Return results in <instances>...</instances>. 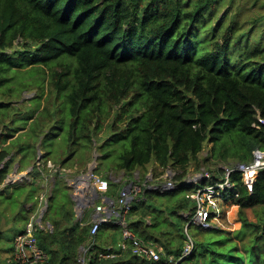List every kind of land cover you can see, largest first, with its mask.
I'll list each match as a JSON object with an SVG mask.
<instances>
[{"label": "trees", "instance_id": "16d2710c", "mask_svg": "<svg viewBox=\"0 0 264 264\" xmlns=\"http://www.w3.org/2000/svg\"><path fill=\"white\" fill-rule=\"evenodd\" d=\"M215 2L0 0V74L6 67L42 66L52 94L67 91L70 145L81 141L89 150L97 148L99 162L112 154L107 145L121 140L112 165L129 176L152 160L176 170L173 190L143 188L129 212L138 217H128L130 230L157 241L163 257L181 254L184 224L194 211L185 191L221 179L219 165L230 158L248 162L252 150L264 149V123L259 121L264 120V47L240 51L239 35L231 40L232 23L219 37V24H211L212 45L197 54L201 51L194 38L214 15L210 9ZM233 49L240 51L234 67L229 55ZM7 80L0 75V85ZM8 104L0 101V107ZM5 115L0 113V122ZM51 120L46 121L47 130L40 129L44 137L54 134L53 124L47 125ZM104 129L110 131L105 138L98 135ZM8 136L10 128L0 137ZM206 143L211 146L200 157ZM7 154V149L0 150V162ZM191 161L195 170L204 165L212 178L185 183ZM7 172L5 165L0 184ZM230 179L235 187L224 198L238 205L240 229L226 230L215 222L207 228L189 226L194 248L177 264H264V168L251 186L242 182L239 172ZM178 191L184 194L178 197ZM256 205L262 206L260 213L249 219L245 210ZM159 214L175 227L165 229V222L159 226ZM66 215L71 221L73 212ZM66 215L52 218L50 231L38 232L40 246L50 254L49 264H77L79 246L89 241L90 225L67 221ZM118 227L111 226L116 232ZM106 243L103 237L95 251ZM89 264L156 263L118 248L114 257L95 256Z\"/></svg>", "mask_w": 264, "mask_h": 264}, {"label": "rangeland", "instance_id": "374dc122", "mask_svg": "<svg viewBox=\"0 0 264 264\" xmlns=\"http://www.w3.org/2000/svg\"><path fill=\"white\" fill-rule=\"evenodd\" d=\"M211 10L214 12L211 20L209 22L206 21L207 24H204L202 30L194 38L197 51H201L197 52L198 55H201L212 45L214 32L212 33L210 30L209 26L211 24H219V29L217 30V36L219 37L227 29V26L232 23L235 30L231 33V40H236L235 38L239 35V43L236 49L240 48V51L254 46L264 47V0H216L215 8ZM236 49L229 52L233 67L238 63V54H240V51ZM45 70L47 71V69ZM0 75L9 77V80L0 85V93L3 92L5 96L2 103H9L8 105L0 107V113L4 115L8 114L6 120L11 126V133H17L18 135L15 139H12V146H15L18 142L20 144L22 143L20 145L22 155L27 158L31 156L34 161L36 160L35 156L37 154V148L39 147L46 154L42 162L46 160L48 157L47 153L50 152L51 158H60L64 162L63 164L71 165L74 162L72 160L85 164L89 147L81 141H76V143L70 145L68 134H66L69 119L67 91H61L59 95L52 94L51 86L48 83L49 78L42 66L37 69L31 68V66L21 67L20 69L6 67ZM51 98L52 100H49ZM50 119L52 120L47 122V125L49 126L50 123L53 124L54 134L50 137H43L44 132L42 133L40 129L45 128L47 130L46 121ZM105 121L107 122L108 120ZM61 122L62 126L59 127ZM22 126H27L26 130L18 131ZM108 133H110L109 129H104L98 135L105 138ZM120 143L121 140H116L107 145V148L112 150V154L106 157V159L99 161V164L102 162L104 165L102 167L104 170L109 167V164H113L118 159L117 152L115 151L117 148L115 146H118ZM210 146V143H206L199 156L203 157L205 150L209 149ZM69 147H71L70 153H72V160L64 161ZM66 150L68 151L66 152ZM95 152L98 155V150L93 148V150L89 151V154L93 156ZM237 161L232 160V162L227 163ZM104 170L100 168V170L96 169L95 172L103 173ZM193 172L197 171L193 169ZM36 190L30 185L12 183L7 186V193L0 191V264H3L5 258L10 257L12 254L13 238L22 230L28 219V211L24 203L30 204L36 201ZM60 191L62 196H56ZM227 191L226 195L228 194ZM52 193L51 198L48 200L49 211L44 212L43 216L45 222L48 218L53 220L52 218L57 215L63 216L72 212V202L64 195L63 189L61 190L57 186L53 189ZM183 194V191L176 193L178 197ZM217 207V212L220 213L221 205ZM255 209L256 211L254 209L245 210L249 219H255V213H260L259 206ZM68 216L66 215V217ZM156 217L161 220L158 224L159 226L165 225L166 223L167 229L175 227L174 224L168 223L165 219L160 218L161 214ZM223 217L220 218L222 219ZM225 218L217 221L218 224L231 230L239 227L240 222L237 221V217L233 219L231 216V221H229L225 213ZM67 221H70L69 217ZM179 225L180 221H177V226Z\"/></svg>", "mask_w": 264, "mask_h": 264}, {"label": "built area", "instance_id": "2783aa9c", "mask_svg": "<svg viewBox=\"0 0 264 264\" xmlns=\"http://www.w3.org/2000/svg\"><path fill=\"white\" fill-rule=\"evenodd\" d=\"M259 121L264 123L263 119H259ZM41 156L40 154L39 157ZM4 160L5 159L0 162V170L5 166ZM46 164L52 172L57 170L54 163L47 161ZM219 168L222 170L220 180L214 183L201 185L196 190L188 192L186 195V197L193 200L194 211L187 216V220L184 224L186 239L183 243L181 254L178 257L170 254L163 257V250L158 243L138 237L128 227V217L132 203L140 199L139 193L142 191L140 185L136 182H130L123 185L115 197L107 198L104 203L99 202L93 204L89 228L90 238L87 244L80 246L76 257V263L89 264L95 256L99 258H112L116 255V252L113 251V245H109L105 251H95V237L98 230L107 222L113 221L121 227V235L117 242V247L122 251L131 249L132 254L139 255L156 264H177L179 260L190 254L194 248V238L192 233H190L189 226L207 228L213 224V220L219 215L217 206L221 205L223 201L224 190L232 186L234 187V183L230 179L232 173L239 172L241 180L245 185L251 186L254 183L258 172L264 168V149L256 148L252 150V158L248 162L221 164ZM200 176L201 178H212L208 170H204ZM15 177L7 173L0 187L3 184H9ZM100 182L101 178L94 172H92L89 177L85 174L82 175V177L76 178L72 183L76 187L75 197L78 198V196H81V189L85 187V190L88 191L86 195L83 193L84 197H86L84 205L90 206V202H92L91 200L94 198L96 192L95 185ZM80 184L82 188L79 186ZM174 186V181L168 179L160 186V189L169 190L174 188ZM48 196L47 187H45L44 191L38 195L36 205L28 208V219L24 228L13 238L12 254L10 257L5 258L3 264L50 263V254L40 246L37 237L40 230L47 229V224L44 223L43 216L46 210Z\"/></svg>", "mask_w": 264, "mask_h": 264}, {"label": "crops", "instance_id": "0c3cea01", "mask_svg": "<svg viewBox=\"0 0 264 264\" xmlns=\"http://www.w3.org/2000/svg\"><path fill=\"white\" fill-rule=\"evenodd\" d=\"M1 101L3 102L4 99H1ZM8 117V114L3 116V119L0 122V136L1 133H5L7 131L8 128H10L11 131V126L9 125V122H7L6 118ZM3 123H5L4 125H2ZM27 126H22L18 129V131H24L26 130ZM43 133V132H42ZM17 133L12 134L11 136H8L5 140L2 139V137H0V150L2 148L7 149L8 154L6 155V157L4 158L5 160V165L8 167V174L13 175V177H15V179L13 181H10L9 184H3L0 187V191L7 193L6 189L7 186L12 184V183H18L19 185H30L32 188L37 189L35 191V198L36 201H33L30 204H26L24 203L25 208L27 209V211L29 212V207L30 206H34L37 203V197L38 195L44 191V188L47 187V191H48V198H47V204H46V210L45 212L49 211L48 208V203H49V198H51L52 196V191L55 187L59 186V188L64 191V195H66L68 197V199L72 202L71 206H72V212H73V218L71 220V222H78V224H89L90 225V220L92 217V211H93V204L94 203H99V202H106L107 198L110 197H115L119 191V189L130 182H136L138 185L141 186L142 190L143 188H147L149 190H157V191H170L173 190L176 186H174V188L169 189V190H161L160 186L166 182L168 179H172L173 174L175 173L174 169L171 167L170 164H168L166 167H163L162 165H160L156 160H152L150 161V163H148L146 165V167H141L138 166L136 167V169L134 170L133 174L131 176L127 175L126 172L124 170H118L116 169L112 164L109 165V167L107 169H103L101 167L102 170H104L103 173H105V175L107 176L106 178H102V174L100 173H96V167L98 166V160H97V153L95 152L94 155H96V163L93 167V172L98 175L101 178V182L98 183L97 185H95L96 188V192H95V196L94 198L91 200L92 202H90V206H85L84 203L86 201V197H84L83 193L86 195V192L88 190H85V187L82 188V185L80 184L79 186H81V196H78V198L75 197V186L72 184L73 180H76V178L82 177V175H85L88 170L90 165H92V161H93V157L92 154H89L88 150V155H87V160L85 164H81L76 160H72V156L70 153V148L69 147V151L66 150L67 156L65 158L64 161H74L71 165H66L63 164L64 162L61 161L60 158H51V154L49 152L48 157L46 158L45 161L42 162V159L44 158V156L46 155L45 152H43V150H41V148H37V154L35 156V161L34 159L31 158H27L24 155H22L21 153V149H20V142H18L17 144H15V146H12V139H15L17 137ZM44 137V136H43ZM37 144V143H36ZM97 149V148H96ZM93 150V148H92ZM209 149H206L204 152V156L207 154ZM42 155L41 157H39V155ZM99 154V152H98ZM203 156V157H204ZM236 161L235 159H229L227 162H232ZM50 161L51 163H54L55 166L57 167V170L52 172L48 167L46 162ZM101 164V163H100ZM102 165V164H101ZM194 161H191L189 163L188 169H187V173L186 176L184 177V182L188 183V182H197L201 179V173L206 170L205 166L202 165L200 166L199 170H196L197 172H193L194 168ZM213 166V165H212ZM213 168V167H212ZM222 175V173H220ZM221 177V176H220ZM220 180V179H219ZM69 181V182H68ZM175 185L178 184L177 181L173 180ZM94 186V185H93ZM233 187V186H232ZM226 188L224 190V193L226 194V190H228V194H230V190L234 189V187L232 188ZM188 192L191 191H185V195H187ZM223 192V191H222ZM223 193V201L221 203V210L219 215L213 220V222H216L215 224H218L217 221L222 220L223 218H225V213H226V217L229 221H231V216L233 219H235V217L238 218V205L233 204L232 202L225 200L224 196L225 194ZM58 195L56 196H62L61 195V191L59 193H57ZM63 195V196H64ZM93 197V196H92ZM160 201H157L156 204L159 206ZM146 203V202H145ZM227 206H229L227 208ZM160 207V206H159ZM258 205L254 206L253 208L249 207L246 209H254V211H256L255 208H257ZM81 208V209H80ZM161 208H164V206H161ZM259 208L261 209L262 206L259 205ZM48 209V210H47ZM224 216V217H223ZM131 219H135L137 216V214H130ZM220 217H223L222 219ZM236 218V220H237ZM237 221L240 222V220L238 219ZM149 222V221H148ZM44 223L47 224V230H51L52 229V223L50 221V218L47 219V221ZM116 224L113 221L107 222L105 225V227L107 229H105L103 231V233L99 234L98 238L96 239V244L98 243V241H100L103 237H106V244L104 246V249L102 251H105L107 249V247L109 245H113V251L116 252V249L118 250L119 247H117V242L120 238L121 235V227H118V231L116 232L114 229L111 228L112 225ZM118 225V224H117ZM219 225V224H218ZM221 226V225H219ZM223 227V226H221ZM241 227V222L239 223V227L236 229H229L226 227H223L226 230H230V231H235L240 229ZM24 228V227H23ZM22 228V229H23ZM167 229V228H165ZM169 230V229H168ZM114 234H116L114 236H112ZM167 235V234H166ZM103 236V237H101ZM114 239V240H113ZM162 240V239H161ZM153 241V239H152ZM155 242V241H154ZM157 242V241H156ZM158 243V242H157ZM158 245H160L158 243ZM81 246V245H80ZM79 246V248H80ZM161 246V245H160ZM78 248V251H79ZM162 248V246H161ZM163 250V248H162ZM78 254V252H77Z\"/></svg>", "mask_w": 264, "mask_h": 264}, {"label": "water", "instance_id": "95a60500", "mask_svg": "<svg viewBox=\"0 0 264 264\" xmlns=\"http://www.w3.org/2000/svg\"><path fill=\"white\" fill-rule=\"evenodd\" d=\"M95 163H96V155H94V157H93V161H92V163H91L92 165H90L89 170H88V172L86 173L88 177H89V175L93 172V167H94Z\"/></svg>", "mask_w": 264, "mask_h": 264}]
</instances>
